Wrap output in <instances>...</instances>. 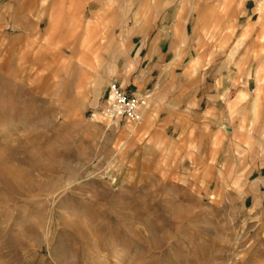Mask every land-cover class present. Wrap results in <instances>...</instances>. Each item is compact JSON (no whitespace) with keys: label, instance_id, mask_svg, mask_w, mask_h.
<instances>
[{"label":"rangeland","instance_id":"374dc122","mask_svg":"<svg viewBox=\"0 0 264 264\" xmlns=\"http://www.w3.org/2000/svg\"><path fill=\"white\" fill-rule=\"evenodd\" d=\"M57 1L0 0V264H264L263 0H64L54 27ZM177 17L227 101L245 94L195 131L203 153L100 112L117 63Z\"/></svg>","mask_w":264,"mask_h":264},{"label":"crops","instance_id":"0c3cea01","mask_svg":"<svg viewBox=\"0 0 264 264\" xmlns=\"http://www.w3.org/2000/svg\"><path fill=\"white\" fill-rule=\"evenodd\" d=\"M83 1H76L78 4L73 6L80 9L78 5ZM63 3L64 0H58L53 5L49 18L54 27H57V23L64 14ZM71 3L73 4L74 1L71 0ZM263 6L264 0L259 10H262ZM73 14V16L78 14V10H74ZM181 21L182 17H177L172 21L170 29L173 33L171 35L165 34L167 32L166 23L161 26L162 28L157 34L141 37L139 46L135 49L136 52L133 48L130 49L128 58L124 57L122 62L117 63L114 75L126 90L146 98V105L142 108L143 119L146 124L152 125L153 131H158L171 140L186 144L196 141L200 153H203L202 137L194 136L195 131L197 133L208 131L211 123H226L227 103L229 108L234 103L236 105L237 102L239 107H243L242 98L245 97V94L242 93L244 90L241 88L236 90L238 93L232 100L233 102L227 101L229 89L226 91L223 89V71L215 70L212 74L215 79L213 81L208 79L211 72L207 73L200 66L201 59L205 57L207 59L208 55L199 52L196 48L195 52L190 51L191 41L185 35L188 33V29L185 33L182 28H178ZM95 37L93 32H89L81 43L83 52L95 54L94 58L90 56L92 60H89L87 56L83 55L84 53L78 56L79 60L85 62L90 68L93 67L92 64L96 63L99 67L102 63L101 57L97 51H94L93 40ZM192 44V48H194V41ZM133 51L134 53H132ZM86 72L79 80L80 88L85 86V81L89 77L90 71ZM256 76L259 81L262 80L260 73H257ZM257 100L256 97L251 105L255 117L258 112ZM221 101L224 104L221 105ZM225 126L227 125L225 124L224 128ZM248 141L246 140L247 144H249ZM205 154L210 157L214 151L211 153L207 151Z\"/></svg>","mask_w":264,"mask_h":264},{"label":"built area","instance_id":"2783aa9c","mask_svg":"<svg viewBox=\"0 0 264 264\" xmlns=\"http://www.w3.org/2000/svg\"><path fill=\"white\" fill-rule=\"evenodd\" d=\"M146 99L142 95L126 90L116 79L108 86L106 102L101 108V114L116 123L139 124L143 120L142 108Z\"/></svg>","mask_w":264,"mask_h":264},{"label":"water","instance_id":"95a60500","mask_svg":"<svg viewBox=\"0 0 264 264\" xmlns=\"http://www.w3.org/2000/svg\"><path fill=\"white\" fill-rule=\"evenodd\" d=\"M225 129H226L227 131H229V132L231 131L230 127H228V126H227Z\"/></svg>","mask_w":264,"mask_h":264},{"label":"bare ground","instance_id":"6f19581e","mask_svg":"<svg viewBox=\"0 0 264 264\" xmlns=\"http://www.w3.org/2000/svg\"><path fill=\"white\" fill-rule=\"evenodd\" d=\"M227 126H225V128H226Z\"/></svg>","mask_w":264,"mask_h":264}]
</instances>
